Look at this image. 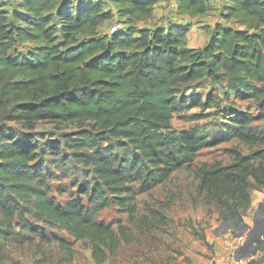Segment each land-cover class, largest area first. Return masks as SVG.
<instances>
[{"label":"trees","instance_id":"1","mask_svg":"<svg viewBox=\"0 0 264 264\" xmlns=\"http://www.w3.org/2000/svg\"><path fill=\"white\" fill-rule=\"evenodd\" d=\"M112 1L114 7L105 0H0V120L17 119L29 129L38 121L76 124L74 132L64 133L68 140L77 136L71 158L94 177L80 190L88 203L79 195L58 202L36 183L43 169L30 163L36 144L0 127V217L12 218L14 198H30L40 220L87 240L98 263L129 242L130 231L97 214L112 203L135 214L134 182L149 190L193 166L198 189L231 217L249 206L253 183L264 186V149H231L230 163L195 166L199 151L217 142L236 137L263 143L264 132L250 126V113H234L211 139L197 126L172 125L186 96L181 90L190 94L196 83H222L236 98L261 91L264 0H227L219 16L225 22L207 27L210 36L201 47L186 45L188 19L208 12L212 0H167L175 4L171 16L139 26L157 8L155 0ZM113 23L119 26L110 32ZM196 99L192 104L202 107L214 101L211 93L205 101ZM62 247L70 250L63 241Z\"/></svg>","mask_w":264,"mask_h":264},{"label":"rangeland","instance_id":"2","mask_svg":"<svg viewBox=\"0 0 264 264\" xmlns=\"http://www.w3.org/2000/svg\"><path fill=\"white\" fill-rule=\"evenodd\" d=\"M105 1L114 7L112 0ZM158 1L155 0L156 4ZM212 1L208 12L188 19L197 29L191 33L194 47L203 46L210 36L207 15L216 13L217 17L221 16L222 6L228 3L227 0ZM160 3L157 4L160 10L153 9L149 19L139 20L136 25H149L157 21L156 17L162 20L171 16L168 4ZM182 19L179 20L184 22ZM225 86L203 81L191 86L193 90L190 94L181 90L186 96L181 95L183 105H180L182 101H178V108L172 117L173 127L197 126L202 134L211 139L223 132L234 113L247 112L254 116L250 126L264 132V82L259 83L261 91L258 94L245 98L234 97ZM208 93L214 99L209 106L192 104L196 98L205 101ZM179 95L180 92L177 97ZM0 127L36 144L35 157L30 163L32 167H43L42 174L35 176L37 184L43 185L58 202L64 203L68 198L79 195L88 203L80 190L85 182L92 183L94 177L89 167L71 158L70 153L76 148L70 145L76 144L73 139L77 136L68 140L70 135L64 134L74 132L76 124L38 121L33 129H29L20 120L14 119L0 120ZM50 145L59 150L49 148ZM231 149L245 154L253 149H264V142L249 145L236 137L217 142L199 151L195 166L202 162L230 163L233 160ZM250 180L253 181L252 178ZM197 185V173L193 166L173 172L167 182L149 190L134 182L135 214H129L124 205L115 203L97 214L98 219L110 222L115 228L123 225L130 231V241L122 242L99 263L92 257L87 240L75 239L64 228L43 222L37 217L32 199L16 197L12 218L0 217V264H206L209 261L213 264H232L229 250L225 247L226 237L251 230L255 249L264 243V223L255 222L264 219V186L253 183L249 188V206L240 210L239 217H231L226 215L223 205L199 190ZM60 187H64L65 191L59 192L57 189ZM34 226L44 234L34 231ZM62 241L70 247L69 253L72 251L71 260H68L69 253L62 247Z\"/></svg>","mask_w":264,"mask_h":264},{"label":"built area","instance_id":"3","mask_svg":"<svg viewBox=\"0 0 264 264\" xmlns=\"http://www.w3.org/2000/svg\"><path fill=\"white\" fill-rule=\"evenodd\" d=\"M119 24H111L109 31L115 32ZM251 230L236 232L226 237L225 247L229 250L232 264H245L248 260L256 258V242L251 238ZM206 264H213L212 261Z\"/></svg>","mask_w":264,"mask_h":264},{"label":"crops","instance_id":"4","mask_svg":"<svg viewBox=\"0 0 264 264\" xmlns=\"http://www.w3.org/2000/svg\"><path fill=\"white\" fill-rule=\"evenodd\" d=\"M159 1H161V3L160 4H168V9H171V11L172 10H174V8H175V4L173 3V2H171V1H165V0H159ZM159 1H158V3L157 4H159ZM167 7H165L166 9H167ZM157 10H160V6L159 5H157ZM164 11V10H163ZM215 11H216V9H215ZM183 18H185L184 16H182ZM174 18H175V16H174ZM187 19V18H186ZM206 22L207 23H209L210 24V27H213V25L215 24V22L218 20V19H220L221 21H223V19L222 18H219V17H217V14L216 13H211L210 15H207V17H206ZM231 23L233 24V25H235V26H237V24L236 23H234L233 21H231ZM237 27H239V26H237ZM193 30H197V29H195V27L192 25V27H191V29L188 31V33H187V36H186V45L187 46H189V47H194V46H192V44H191V42L192 41H194V37H193V40H192V32H193ZM208 31V30H207ZM207 35H209V34H207ZM261 198H262V196H261ZM259 222L260 224H263L264 223V219H258V220H255V222ZM256 254L258 255V256H262V258H263V260H264V243L263 244H261V246H259L258 248H257V250H256Z\"/></svg>","mask_w":264,"mask_h":264}]
</instances>
